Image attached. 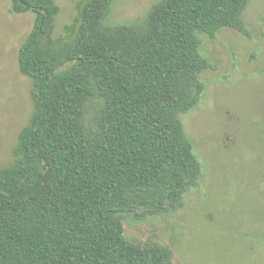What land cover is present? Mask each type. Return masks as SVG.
<instances>
[{
    "label": "trees",
    "instance_id": "trees-1",
    "mask_svg": "<svg viewBox=\"0 0 264 264\" xmlns=\"http://www.w3.org/2000/svg\"><path fill=\"white\" fill-rule=\"evenodd\" d=\"M118 0H78L57 34L56 0H11L34 15L18 51L33 112L0 167V264H175L173 249L126 236L127 216L174 213L201 161L182 117L211 68L202 35H247L252 0H162L107 25Z\"/></svg>",
    "mask_w": 264,
    "mask_h": 264
},
{
    "label": "rangeland",
    "instance_id": "rangeland-1",
    "mask_svg": "<svg viewBox=\"0 0 264 264\" xmlns=\"http://www.w3.org/2000/svg\"><path fill=\"white\" fill-rule=\"evenodd\" d=\"M57 34L76 14L78 0H56ZM162 0H118L107 25H131ZM0 0V167L33 112L31 83L18 51L34 15H13ZM243 20L248 34L226 29L202 35L201 54L211 68L201 75L199 106L182 117L201 161L198 188L174 213L127 216L126 236L157 241L174 251L175 264H264V0H252Z\"/></svg>",
    "mask_w": 264,
    "mask_h": 264
}]
</instances>
